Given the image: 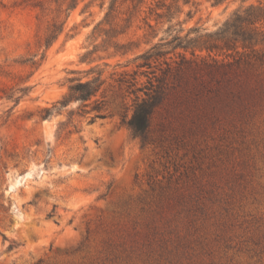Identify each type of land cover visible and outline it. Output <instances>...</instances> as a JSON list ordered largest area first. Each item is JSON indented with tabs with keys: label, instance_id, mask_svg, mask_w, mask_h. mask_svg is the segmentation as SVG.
<instances>
[{
	"label": "rangeland",
	"instance_id": "obj_1",
	"mask_svg": "<svg viewBox=\"0 0 264 264\" xmlns=\"http://www.w3.org/2000/svg\"><path fill=\"white\" fill-rule=\"evenodd\" d=\"M175 1L117 0L92 33L110 0H79L46 48L65 19L57 4L0 0V264H264V44H167L191 28L213 42L206 33L259 1L151 13ZM156 44L164 54L141 66ZM99 71L91 99L44 117ZM158 86L143 141L128 121Z\"/></svg>",
	"mask_w": 264,
	"mask_h": 264
},
{
	"label": "trees",
	"instance_id": "obj_2",
	"mask_svg": "<svg viewBox=\"0 0 264 264\" xmlns=\"http://www.w3.org/2000/svg\"><path fill=\"white\" fill-rule=\"evenodd\" d=\"M31 3L39 7L44 13L48 4L56 3L58 6V11L60 13H65V19L63 22L58 23L54 21L48 27V34L45 37L44 46L49 48L54 41L58 38L61 32L64 30V25L67 22L68 18L71 15L73 9H75L79 3V0H30ZM186 3H189L190 0H184ZM223 0H215V3H220ZM259 4L251 3L244 8L236 9L230 18H228L215 32L206 33L205 35L209 37L213 42L207 43H198L196 38H190L192 32L200 31L198 28H191L189 32L182 36L181 34H176L173 36V39L167 44L175 43V47H182L185 49L194 47V48H206L209 50L213 49H230L231 47H237L238 43H241L244 48L256 47L260 44H264V29L258 26V23L264 21V0H258ZM106 0H102L101 7L105 6ZM117 0H110V5L108 6L107 12L104 18L97 23V25L92 30V33H95L99 26L107 21L113 11L114 5ZM178 0L174 3H161L157 5V8L151 9V13H155L158 18L167 17L169 20H172L176 13L180 12L179 6L176 4ZM164 9L163 11H160ZM130 17L126 19L129 21ZM111 31H116L112 28ZM180 32L182 31L179 30ZM178 31V32H179ZM122 32H119L120 34ZM109 35V32H106ZM110 36V35H109ZM201 37V36H200ZM162 45L156 44L151 47L149 50L138 54L135 59L143 60L141 66L148 65L150 67V61L152 58L161 56L164 54ZM93 51L97 50L98 45L94 46ZM116 49H126V44L115 43ZM126 52V51H125ZM93 71V70H91ZM74 82L70 85L68 94L60 101L56 102L53 107L45 108L44 112L46 115L44 117H50L52 113L59 111L62 107L68 105L71 101L86 102L91 99L100 89L102 84V72L99 71L96 76L88 80L75 79ZM151 82V86L154 84ZM161 86H158L157 89L152 92H147L146 97H142L135 102L134 111L132 117L129 119L128 124L131 127L133 134L136 137H140L143 141L145 136L151 127V120L154 114L156 107L159 105L162 99ZM19 98H17V103ZM98 110L101 107H97ZM33 264H42V260L35 262Z\"/></svg>",
	"mask_w": 264,
	"mask_h": 264
}]
</instances>
